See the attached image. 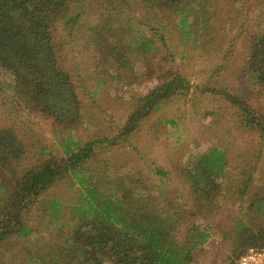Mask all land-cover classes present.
<instances>
[{"label":"trees","instance_id":"trees-1","mask_svg":"<svg viewBox=\"0 0 264 264\" xmlns=\"http://www.w3.org/2000/svg\"><path fill=\"white\" fill-rule=\"evenodd\" d=\"M130 1L0 0V70L10 77L6 83L9 103L19 107L17 110L47 118L61 134L75 130L82 120L81 102L77 85L62 66L64 47L88 15L90 38L101 36L93 42L99 55L118 59L125 54L127 59L121 61L127 63L131 51L142 54L153 40L140 33L138 38L130 37L128 48L122 46V38L119 46L110 40L121 33L130 36L125 32L132 30L125 15ZM185 1L138 2L154 10V16L156 11L178 13L179 24L186 29L192 7H182ZM162 34L159 38L165 46ZM248 44L249 82L258 93H264V28ZM157 47L154 50L159 51ZM152 71L150 67L149 73ZM161 78L145 95L135 97L122 136L166 100L183 95L184 88L189 90L185 77L177 72L164 70ZM224 95L238 111L241 126L262 135L264 109L257 110L245 96ZM92 137L80 141L71 134L61 136L56 139L57 149L34 139L33 147L28 148L31 144L13 128H0V264H190L192 251L207 242L216 225L214 219L197 223L194 218L204 219L202 215L213 214L220 207L218 181L228 164L227 150L212 147L190 156L182 166L180 178L190 188V205L184 207L154 194L140 175L116 177L109 186L100 185L97 178L85 173V167L102 144L111 145L115 138ZM154 172L163 184L168 172L163 168ZM248 179L251 177L242 179L241 196L246 193ZM61 181L77 188L67 217L63 215L64 202L47 196ZM260 192L256 202L249 201L248 207L241 209L244 218H235L229 229L220 231L233 246L236 258L250 247L264 249V188ZM248 210L255 216L249 217ZM17 241L27 243L21 253L15 248Z\"/></svg>","mask_w":264,"mask_h":264},{"label":"rangeland","instance_id":"rangeland-1","mask_svg":"<svg viewBox=\"0 0 264 264\" xmlns=\"http://www.w3.org/2000/svg\"><path fill=\"white\" fill-rule=\"evenodd\" d=\"M138 1L141 0L130 1L131 8L125 14L132 29L125 32H130V36L121 33L110 40L119 46L122 38V46L128 48L132 45L130 37L138 38L140 33L153 40L152 46L142 54L131 51L127 63L121 61L127 59L125 54H120L118 59L99 55V48L93 42L101 36L90 38V32L86 31L91 18L88 15L64 47L62 66L77 85L81 102L82 120L75 130L61 134L62 130L59 133L47 118L17 110L19 107L15 108L7 100L6 83L10 77L1 70L0 128H13L31 144L28 148L37 139L57 149L56 139L68 134L80 141L98 135L113 137L114 142L102 144V149L85 167L86 174L97 178L102 186H109L116 177L140 175L154 194L184 207L190 205V188L180 178L182 166L190 156L216 146L224 148L228 164L218 181L220 207L213 214L202 215L204 219L194 218L197 223L214 219L216 225L207 242L192 251L190 264H232L236 258L233 246L220 231L229 229L235 218H244L243 210L248 202H256L259 198L256 195L264 188V133L241 126L238 111L224 93L245 96L257 110L264 109V93H258L248 78V41L264 28V0L185 1L182 7L187 6V10L192 7L186 29L180 26L178 13L156 11L154 16V10L145 9V3L140 5ZM159 34L165 36V46H161ZM157 46L159 51L154 50ZM150 67L154 70L152 73H149ZM164 70L183 75L189 90L184 88L183 95L166 100L131 133L122 136L121 129L135 106V97L145 95L160 83ZM156 168L168 172L163 184H159ZM248 176L251 179L245 195L241 196L238 189L242 179ZM76 194L75 186L61 181L47 196L64 202L63 215L67 217ZM248 216L255 214L248 210ZM26 247V242L15 243L19 253Z\"/></svg>","mask_w":264,"mask_h":264},{"label":"built area","instance_id":"built-area-1","mask_svg":"<svg viewBox=\"0 0 264 264\" xmlns=\"http://www.w3.org/2000/svg\"><path fill=\"white\" fill-rule=\"evenodd\" d=\"M232 264H264V249L247 248Z\"/></svg>","mask_w":264,"mask_h":264},{"label":"clouds","instance_id":"clouds-1","mask_svg":"<svg viewBox=\"0 0 264 264\" xmlns=\"http://www.w3.org/2000/svg\"><path fill=\"white\" fill-rule=\"evenodd\" d=\"M239 256V255H238Z\"/></svg>","mask_w":264,"mask_h":264}]
</instances>
